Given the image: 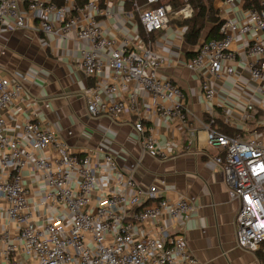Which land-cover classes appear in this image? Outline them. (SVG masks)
<instances>
[{"label":"built area","instance_id":"built-area-1","mask_svg":"<svg viewBox=\"0 0 264 264\" xmlns=\"http://www.w3.org/2000/svg\"><path fill=\"white\" fill-rule=\"evenodd\" d=\"M215 1L223 38L202 41L185 67L200 80L211 118L207 144L218 152L230 200L239 203L236 244L264 252V0ZM193 13L191 0H0V34L73 37L80 69L97 80L83 93L89 115L136 117L142 153L163 160L168 155L148 125L144 94L159 120L190 129L187 95L163 75L173 58L158 52H186L188 27L179 21ZM104 20L113 22V32ZM27 81L0 78V264H200L179 232L194 214L193 198L172 201L157 185H142L136 165L121 166L103 148L72 151L36 111L22 130L8 133L12 109L33 104ZM217 109L246 140L213 124ZM189 133L192 146L197 130Z\"/></svg>","mask_w":264,"mask_h":264},{"label":"crops","instance_id":"crops-1","mask_svg":"<svg viewBox=\"0 0 264 264\" xmlns=\"http://www.w3.org/2000/svg\"><path fill=\"white\" fill-rule=\"evenodd\" d=\"M214 5L217 9L216 1ZM113 25L109 20L102 22L110 33L114 31ZM78 47L73 37L57 39L32 30L8 29L0 34V78L26 75V96L33 100L29 106L20 103L12 109L8 133L13 135L22 130L29 114L38 112L42 126L52 129L72 151L84 155L103 148L121 166L136 165L135 177L142 185H157L162 195L172 201L193 198L194 214L180 226L179 232L200 264H260L256 253L246 252L236 244L239 203L230 200L222 170L214 160L218 152L207 144L204 125L210 123L208 108L202 98L200 80L185 67L186 52L158 53L173 58L163 75L173 79L186 93V103L192 112L190 129L159 120L154 115V100L144 94L146 115L150 117L148 125L154 129L158 147L168 155L161 160L142 153L140 138L134 130L136 117L124 115L112 119L89 115L83 93L97 80L80 69ZM97 79L103 82L105 75ZM47 103L49 108L45 107ZM214 115L219 123L239 132L237 123H224L220 110ZM192 128L197 135L189 146ZM241 135L243 139L248 136ZM32 182L31 176L25 177L27 186L31 187Z\"/></svg>","mask_w":264,"mask_h":264},{"label":"trees","instance_id":"trees-1","mask_svg":"<svg viewBox=\"0 0 264 264\" xmlns=\"http://www.w3.org/2000/svg\"><path fill=\"white\" fill-rule=\"evenodd\" d=\"M56 4L62 5L64 0H54ZM85 0H82V2ZM215 0H191L194 13L192 18L187 20L179 21L180 25L187 26L188 31L186 33L185 42L188 49L193 48L192 50H186V58L188 60L196 56V48L201 44L202 39L208 35L207 40H220L222 35L220 33L221 27L223 25V20L214 5ZM144 32H142L143 34ZM145 37V34L143 35ZM157 35H149L145 38L147 40H155ZM207 121H211V118L208 117ZM214 125H217L219 129L229 135L238 137L239 132L233 130L221 123L219 120L214 119ZM256 255L260 261V264H264V252L258 251Z\"/></svg>","mask_w":264,"mask_h":264},{"label":"water","instance_id":"water-1","mask_svg":"<svg viewBox=\"0 0 264 264\" xmlns=\"http://www.w3.org/2000/svg\"><path fill=\"white\" fill-rule=\"evenodd\" d=\"M207 37H208V35L205 36V38H204V40H203L204 42L207 40Z\"/></svg>","mask_w":264,"mask_h":264},{"label":"rangeland","instance_id":"rangeland-1","mask_svg":"<svg viewBox=\"0 0 264 264\" xmlns=\"http://www.w3.org/2000/svg\"><path fill=\"white\" fill-rule=\"evenodd\" d=\"M203 40V39H202ZM187 69V68H186ZM188 70V69H187ZM189 71V70H188ZM191 72V71H190ZM245 140H246V138H245Z\"/></svg>","mask_w":264,"mask_h":264}]
</instances>
